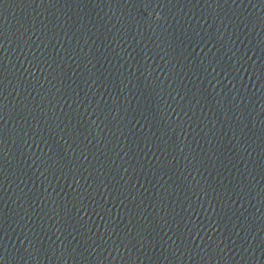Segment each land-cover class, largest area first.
I'll use <instances>...</instances> for the list:
<instances>
[{"label":"water","instance_id":"1","mask_svg":"<svg viewBox=\"0 0 264 264\" xmlns=\"http://www.w3.org/2000/svg\"><path fill=\"white\" fill-rule=\"evenodd\" d=\"M0 264H264V0H0Z\"/></svg>","mask_w":264,"mask_h":264}]
</instances>
